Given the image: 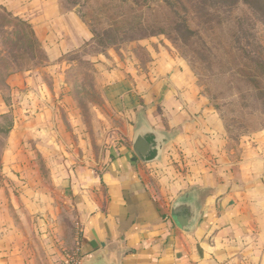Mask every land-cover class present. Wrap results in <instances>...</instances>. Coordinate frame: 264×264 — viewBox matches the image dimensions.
Here are the masks:
<instances>
[{"label": "crops", "instance_id": "obj_1", "mask_svg": "<svg viewBox=\"0 0 264 264\" xmlns=\"http://www.w3.org/2000/svg\"><path fill=\"white\" fill-rule=\"evenodd\" d=\"M0 3L32 26L50 61L93 39L78 0ZM156 38L164 36L134 43ZM146 50L153 64L162 54L151 44ZM164 57L156 75L160 80L166 77L168 85L162 104L165 114H158V106L150 101L152 89L141 96L146 105L138 109L142 101L132 96L129 75L113 83L120 90L111 95H119L115 104L136 116L144 110L154 127L178 130L161 160L144 162L132 149L119 153L101 174L79 171L53 175L45 182L28 145L7 144L5 185H0V264H70V255L83 264L85 257L103 249H118L120 264H264V130L246 136L238 156L230 158L226 127L208 106L209 97L187 61L166 53ZM125 70L131 71L129 66ZM23 78L20 75L15 86ZM160 80L152 87L157 88ZM18 91L13 88V94ZM5 104L0 94V115L8 111ZM176 145L184 152V159L175 157L185 172L168 161V150ZM157 170L159 175L162 170L168 173L162 176L164 187L158 193L151 187ZM192 187L203 188L206 198L197 226L186 228L176 221L172 203Z\"/></svg>", "mask_w": 264, "mask_h": 264}, {"label": "rangeland", "instance_id": "obj_2", "mask_svg": "<svg viewBox=\"0 0 264 264\" xmlns=\"http://www.w3.org/2000/svg\"><path fill=\"white\" fill-rule=\"evenodd\" d=\"M78 1L81 17L94 32L93 39L58 60L50 61L48 56L45 58L38 52L32 56L27 49L23 26L0 25V94L6 102L3 109L8 110L0 115L1 186L5 185L3 156L10 141L28 145L45 182L51 181L53 175L67 176L72 172L101 174L119 153L132 151L135 111L115 104L113 99L119 95L112 96L120 88H115L113 83L129 75L134 82L132 96L141 98L152 89L149 96L155 99L150 101L158 106L155 108L158 114H165L162 104L168 85L164 81L166 77L160 80L156 75L161 73L165 53L166 57L187 61L189 67H186L209 97L208 106L226 127L230 158L238 156V146L246 136L264 130V75L256 72L259 67L246 61L242 51L245 48L257 57L255 52L260 46L264 59V0H149L151 6L158 7L161 17L182 19L194 34H187L183 28L186 34L183 36L169 29L172 40L160 34L164 38L142 44L134 43L146 38L148 33L139 28L142 0ZM239 21L246 35L238 52L239 71L234 78L230 74L208 76L197 63L200 56L196 50L202 51L205 59L218 56L226 49V45L221 44L222 37L227 30L236 31ZM24 27L30 33L29 27L25 24ZM197 36L206 43L199 44ZM247 42L252 44L248 46ZM150 44L162 52L154 64L146 50ZM244 61L253 69L249 80L240 68ZM127 66L136 76L125 70ZM20 75L23 81L19 80L22 81L20 86H15ZM159 80L161 84L152 87ZM14 87H19V91L13 94ZM141 101L138 109L146 105L142 98ZM200 123L203 124L202 119ZM178 147L168 150V161L185 172L186 167L175 157L177 154L184 159V152ZM233 147L234 153L231 152ZM161 172L159 175L157 170L151 175V187L157 193L163 191L162 176L168 174Z\"/></svg>", "mask_w": 264, "mask_h": 264}, {"label": "trees", "instance_id": "obj_3", "mask_svg": "<svg viewBox=\"0 0 264 264\" xmlns=\"http://www.w3.org/2000/svg\"><path fill=\"white\" fill-rule=\"evenodd\" d=\"M148 1L149 0H142L140 12H143V15L141 14L140 16H138L140 30H142L143 32H148L145 34L146 35L145 37L165 34L170 39L174 38L172 37V32H170L169 29L175 31L177 34H182L184 36L186 34H183L182 31L183 28L187 31V34L188 33L194 34L193 31H189V29H187V22L183 21L182 19L175 20L170 17H166V18L161 17L158 11V7L151 6L148 3ZM169 6L173 7L170 4ZM147 10H150V12L148 13ZM127 16H131V14H128ZM12 23L20 27L23 26L24 37H27L28 39L27 42V49L29 50L28 52H31L32 56L37 55L38 52L41 56H44L46 58L47 57L46 52L42 47L41 43L39 42L32 26L28 22L12 14L2 4H0V25L1 24L6 25ZM24 24L27 25V27H29L30 33L27 32V30L24 27ZM241 24L242 23H240V21L237 23L236 31L227 30V34L223 36L221 39V44L224 43V45H226V49L228 50L225 49L224 51L220 52L218 56L213 55V59H205L203 52L196 50L197 56H200L197 59V63L201 66L203 72H207L208 76L212 77L219 74H222L224 76L225 74H230V76L233 78L236 76L237 72L239 71L238 52L241 48L240 43L241 40L246 37L244 33V29H242ZM197 37H199V42H198L199 44L204 45L206 43L202 37L200 36ZM251 44L252 43L247 42L248 46ZM261 48L262 47L258 46L257 49H259V51L256 49L257 51L255 53H258L257 57L252 56L251 52L245 50V48H242V51L244 53L243 57L246 59V61L248 62L252 61L259 67V71L256 72H260L258 74L264 75V61H263L264 59L261 53ZM25 52L27 53V50ZM25 52L23 53L24 58H25ZM246 61L240 64V68L241 67L243 68L241 69L243 70V73L247 74L246 77L249 80L253 69L248 65V63H246ZM230 84L234 86V81L231 79H230Z\"/></svg>", "mask_w": 264, "mask_h": 264}, {"label": "water", "instance_id": "obj_4", "mask_svg": "<svg viewBox=\"0 0 264 264\" xmlns=\"http://www.w3.org/2000/svg\"><path fill=\"white\" fill-rule=\"evenodd\" d=\"M178 135V130H165L154 127L148 120L145 111L137 112L133 128L132 149L136 156L144 162L159 161L164 156L165 148L172 143ZM152 137V143L147 138ZM154 150V154L147 153ZM205 190L201 187H192L182 191L172 203V211L180 226L196 227L205 201ZM83 264H120L119 250H100L93 255L87 256Z\"/></svg>", "mask_w": 264, "mask_h": 264}, {"label": "built area", "instance_id": "obj_5", "mask_svg": "<svg viewBox=\"0 0 264 264\" xmlns=\"http://www.w3.org/2000/svg\"><path fill=\"white\" fill-rule=\"evenodd\" d=\"M68 263H70V264H80V261L77 260L76 257L70 255L69 258H68Z\"/></svg>", "mask_w": 264, "mask_h": 264}, {"label": "flooded vegetation", "instance_id": "obj_6", "mask_svg": "<svg viewBox=\"0 0 264 264\" xmlns=\"http://www.w3.org/2000/svg\"><path fill=\"white\" fill-rule=\"evenodd\" d=\"M147 140L150 142V143H152V137H148L147 138ZM154 154V150H151V151H149L148 153H147V156H151V155H153Z\"/></svg>", "mask_w": 264, "mask_h": 264}]
</instances>
